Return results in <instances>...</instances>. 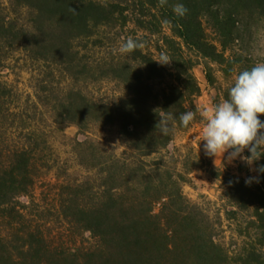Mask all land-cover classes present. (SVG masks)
<instances>
[{
	"label": "trees",
	"instance_id": "obj_1",
	"mask_svg": "<svg viewBox=\"0 0 264 264\" xmlns=\"http://www.w3.org/2000/svg\"><path fill=\"white\" fill-rule=\"evenodd\" d=\"M262 19L264 0H0V264H264V173L249 184L176 145L203 121L179 123L200 109L196 68L211 85L213 64L250 69ZM137 36L143 50L114 53ZM200 169L221 183L216 209L187 196Z\"/></svg>",
	"mask_w": 264,
	"mask_h": 264
},
{
	"label": "clouds",
	"instance_id": "obj_2",
	"mask_svg": "<svg viewBox=\"0 0 264 264\" xmlns=\"http://www.w3.org/2000/svg\"><path fill=\"white\" fill-rule=\"evenodd\" d=\"M158 2L163 7L168 0ZM172 11L177 17L183 18L189 9L182 3H176L172 6ZM170 23L169 20L162 21L164 25ZM145 46L146 42L141 37H129L113 51L130 54L143 50ZM156 61L161 65H168L172 59L167 52H161ZM197 113L204 121L201 142H204L206 155L214 157L215 163L218 158L224 163L227 153L228 163L240 159L250 168L254 166L264 157V121L260 119V116L264 115V61L238 72L226 99L211 107L181 113L179 123L188 128L195 121ZM175 126V118L169 114L160 117L156 130L159 134L167 136L174 132ZM246 150L250 155H244ZM255 170L264 173V165ZM254 179L249 178L246 183L250 184Z\"/></svg>",
	"mask_w": 264,
	"mask_h": 264
},
{
	"label": "rangeland",
	"instance_id": "obj_3",
	"mask_svg": "<svg viewBox=\"0 0 264 264\" xmlns=\"http://www.w3.org/2000/svg\"><path fill=\"white\" fill-rule=\"evenodd\" d=\"M209 34L211 37L218 41V37L212 32L209 31ZM248 56L253 57L254 60L261 62L264 61V19L258 22L256 28H255V35L254 38L251 40V43L249 44V47L247 49ZM97 57V56H96ZM95 59V56L93 57ZM213 73L218 80V83L216 85L209 84L206 72H205V65L203 62L196 68V75L197 78L202 86V94L196 98V102L200 109H204L206 107H211L212 105L220 102L224 98V93L232 86L234 83V76H232L230 79H226L224 76V73L221 71V67L217 64H213ZM23 76H17V79L21 82V87L27 89L29 92H34L32 82L30 81V74L26 71L22 73ZM21 74V75H22ZM12 79L15 78V75L11 77ZM260 119L264 121V115L260 116ZM204 126V121L196 124L191 130L187 132H181L178 134L176 139V145L179 148V152L187 153L189 148H193L195 152L203 156L204 158L211 160L212 163L219 167H230L234 171H237L239 175L247 176V171L250 172L251 176L253 178H258V172L254 166L251 168L246 165L243 161L240 159H237L231 163L227 162V156L228 154H225L224 157V163L218 158L217 162L215 163L214 157H209L206 155L202 141V128ZM56 144L63 150L68 151L69 146L68 143H70V138H66L63 136H57L56 137ZM201 143V145H200ZM67 153L69 152H62ZM247 150L245 151L244 155H246ZM66 154V155H67ZM242 172V173H241ZM192 182L187 185L186 192L187 196L190 200L193 202H199V201H206L211 203V206L216 209L215 207H219L222 205L223 201L221 199L222 197V187L221 183L214 177H212L209 172L206 169H200L196 170L191 175ZM216 204H218L216 206ZM231 222L225 221V229L226 232L224 233V236H226V241L229 243H233V236L234 231L231 226Z\"/></svg>",
	"mask_w": 264,
	"mask_h": 264
},
{
	"label": "crops",
	"instance_id": "obj_4",
	"mask_svg": "<svg viewBox=\"0 0 264 264\" xmlns=\"http://www.w3.org/2000/svg\"><path fill=\"white\" fill-rule=\"evenodd\" d=\"M202 136V135H201Z\"/></svg>",
	"mask_w": 264,
	"mask_h": 264
}]
</instances>
